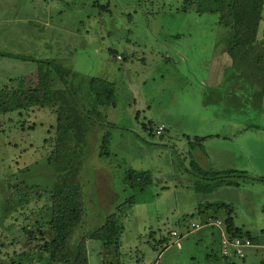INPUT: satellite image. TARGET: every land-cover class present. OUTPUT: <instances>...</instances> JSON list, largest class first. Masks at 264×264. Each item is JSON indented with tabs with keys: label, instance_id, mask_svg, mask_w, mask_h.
<instances>
[{
	"label": "rangeland",
	"instance_id": "1",
	"mask_svg": "<svg viewBox=\"0 0 264 264\" xmlns=\"http://www.w3.org/2000/svg\"><path fill=\"white\" fill-rule=\"evenodd\" d=\"M184 1L0 0V86L11 85V77L35 83L36 62L9 53L53 60L74 73L65 77L66 84L54 76L52 103L0 114V264H15L10 259L27 244L24 231L38 241L35 229L50 216L48 194L58 180L72 181L80 189L81 222L66 243L71 256L78 240L109 214L123 217L125 212L116 253H105L100 240L86 239L88 264H225L215 225L206 227V240L193 232L178 239L171 234L173 228L183 231L174 218L190 214L188 205L204 201L194 195L184 166L189 151L201 148L196 138L204 133L213 134L206 148L220 145L250 155L240 162L246 179L236 192L227 189L233 199L226 203L235 224L251 232L252 254L231 257L229 264L264 261V180L259 179L264 176V95L258 92L264 6L255 42L234 55L227 50L231 30L218 23V13L182 11ZM225 64L223 79L229 80L225 88L231 92L201 95L199 91L208 89L202 81ZM242 65L247 67L244 81L236 75ZM97 78L113 85L109 98L114 105L89 96V85ZM60 93L79 118L74 129L61 134L68 148L57 162ZM133 100L143 107L139 113ZM161 119L163 137L155 134ZM192 127L198 129L196 138ZM105 134L107 144L101 142ZM231 169L227 172L235 173ZM128 170L147 171L151 184H140L141 190L130 186L124 180ZM205 172L210 170L201 167L198 178L212 181H199L198 188L218 189L220 177ZM163 180L169 189L157 196ZM35 191L39 195L26 201ZM220 192L214 199L225 194ZM129 199L135 202L129 205ZM223 216L224 211L218 213ZM20 233L24 237H16Z\"/></svg>",
	"mask_w": 264,
	"mask_h": 264
},
{
	"label": "trees",
	"instance_id": "2",
	"mask_svg": "<svg viewBox=\"0 0 264 264\" xmlns=\"http://www.w3.org/2000/svg\"><path fill=\"white\" fill-rule=\"evenodd\" d=\"M263 6L264 0H187L181 5L180 10L186 11L188 9H193L197 13H218V23L229 27L231 30L227 42V50L228 52L233 51L234 55H237L240 53L241 47L255 42L258 24L262 19ZM7 56L17 57L22 60H32L36 62L37 70L34 72V77H36V79L33 84L26 83L23 77H15L13 79L11 77L9 80L11 85L7 83L0 86V114L3 115V117L5 113L15 110L44 106L47 103H52L55 98L54 89L51 87V81L54 80V76H58V78L66 84L65 77H71L72 74H74L70 70L62 68L53 60L35 59L30 56L28 57L16 53H9ZM261 75L262 86L261 90L258 92L263 96L264 62ZM93 81L97 83L95 85H89L91 91L89 96L91 99L93 98L98 102H109L114 105L113 100L111 101L109 98L110 93L114 91L111 82L109 83L110 85H108V81H102L101 78H97V80L93 79ZM12 83H15V85ZM103 98H105V100ZM58 99L63 103V106H59V108L56 109V129L60 135L56 142V155L57 162H60L62 160V153L68 148L66 138L64 139L61 134H67L71 129L75 128L73 124L76 123L79 114L75 113L76 108L65 99L63 93L58 94ZM108 139V135L105 134L101 142L104 144L106 142L107 144ZM235 173L232 171H225L222 174H215L213 177H220L221 180H217L218 182L234 183L235 185L241 184L243 180L246 179V174L243 172ZM124 175V180L129 181L131 183L130 186L134 188L138 186L140 190L143 188L140 184L150 183L149 173L147 171L128 170L125 171ZM233 176L237 178L234 179L232 178ZM259 179L264 180V176ZM34 193L35 195H39V191L31 192L26 195V201ZM11 194L12 197L18 196L16 192H11ZM48 195L50 200V216L47 221L40 223L35 229L36 231L34 234L38 236V241H33V239H31L30 230L24 231L23 234L26 235L27 244L21 252L14 256V259H10V263L88 264L86 239L100 240L105 253H110L111 250L114 251V249H117L119 246V230L122 225V215L113 212L105 218L101 225L90 231L85 238L82 237L78 240L75 253L71 256L66 251V243L72 230L81 222L83 208L80 189L72 181L58 180L53 184ZM21 200L25 202V199ZM125 202H129L128 204L131 205L135 201L129 199L125 200ZM116 209L119 211L120 208ZM223 211L224 216L222 217V224L227 236L231 238H247L252 243L253 238L251 232L234 224L233 209L229 204L223 201L199 204L195 213L184 215L181 221L184 222V225L188 224L186 229H189L191 223L189 219L192 218L194 214L200 215L207 213L210 219L215 220L218 218V213ZM121 213L124 217L125 212ZM207 220L208 219L205 221ZM23 234L20 233L16 237L22 238L24 237ZM181 237L183 236L181 235ZM223 258L226 263L232 260L230 256H225ZM260 264H264V261Z\"/></svg>",
	"mask_w": 264,
	"mask_h": 264
},
{
	"label": "crops",
	"instance_id": "3",
	"mask_svg": "<svg viewBox=\"0 0 264 264\" xmlns=\"http://www.w3.org/2000/svg\"><path fill=\"white\" fill-rule=\"evenodd\" d=\"M122 57H124L123 54H122ZM227 63L230 65V62H227ZM222 64H223V62H222ZM228 64H225V66H222V67H218V71L217 72L212 73V75L211 74L209 75V78L207 79V82L202 81L201 84L202 85H206V87H208V89L204 90V92L203 91H199L201 95L204 94V95H208L209 96L210 94H215V95H218V96H225V95H227L228 92H231L230 89L227 90L225 88V86L229 85V83H228L229 80H224L223 79V74H224L223 71H224L225 67L228 66ZM238 70H239V72H237L236 75H238L240 73L238 76H240L241 81H244L246 79V76H247L246 67L244 65H242L241 67L238 68ZM132 99H134V98L132 97ZM207 101H209V99ZM133 103H134L135 112L139 113L140 109L143 110L142 106H137L135 104V100H133ZM164 121H165L164 119L163 120L161 119V121H158V124H157V125H163V131L159 135V136H162V137H163L164 133L166 132V126H165ZM111 125H113V124H111ZM192 128H193L192 129V133H194L196 135V133H198V129H194L195 127H192ZM181 131H184V130H181ZM186 133L187 132L184 131L183 135H185ZM232 135H235V133L233 132ZM212 136H213V134H210V133L200 134L199 138H196L197 135L194 136L197 140H199L198 141L199 142L198 145L201 148H199V150H192L191 149V151H189V153H188V159L189 160L186 159V163L184 162L185 160L182 161L183 163H185L184 164L185 172L190 177L189 178L190 180H188V181L191 183L190 186H191V189H193L194 195L196 196V198H198V196L204 197V201L203 202H195L194 205H191V206L188 205L187 210L190 213H195V211L197 210V206L199 204H202L204 202L206 203L208 201H210V202L223 201V202H230L231 203V200L233 198H232L231 195H229L227 193V189L228 190L231 189L232 190L231 192H236V189L239 190L240 189V185H241V184L235 185L234 183H224L223 182V183H219L220 186L218 187V189L217 188L216 189L213 188L214 190L213 189L212 190H204V191L200 190L198 188L199 181H206V182L212 181V179L206 178V177L198 178V177H200L199 176L200 175L199 172L201 171V167L204 170L206 168L209 169L210 172H205V173H211V175H213V176L215 174H219V173L222 174V173H224L225 171H227L228 169H231V168L235 169L234 172H243L244 170H240V169H244L243 166L240 164V162L242 160L247 159L250 156V155H241L239 150H237L235 148L226 149L225 147L220 146V145H218L219 148H213V147H210V149L208 147L206 148L205 146L207 144L206 143L207 139L211 138ZM187 138H189V137H187ZM190 143H194V141H190ZM187 152H188V148H187ZM231 186H233V187H231ZM168 189H169V186L166 184V181L163 180V182L160 185V187H158V189L156 190L157 196L160 195V193H162V192H166ZM221 189L225 190V194L222 195V196L217 197L216 199H214L216 194H221V192H220ZM233 189H235V190H233ZM194 215H197V216H194ZM194 215L192 216V218L189 219V222H203L206 219H210L208 217L207 213L200 214V215L199 214H194ZM183 216H180V217H178L176 219L174 218V220H173L175 225H177V227L179 228V230H181V229L184 230L188 226V224L184 225L183 224L184 222L181 221L183 219ZM164 219H168V217L165 216ZM217 219L222 221V218H217ZM212 220H214V219H212ZM234 221H235V217L233 215V222ZM234 224H235V222H234ZM209 226L211 228V225H206V226H203L201 228L195 229L197 231L190 230V232H193V233H195L198 236H202V238H203L204 236L202 234H205L206 230H207V232L210 233L209 229L206 228V227H209ZM241 228L242 229H246L244 227H241ZM199 229H202V230H199ZM173 230H175V228H173ZM204 238H205V240L208 239L207 235ZM252 246H253V244H252ZM252 246L249 247L246 250V253H245L244 257L243 258H239V259H244L246 257V255H247V253L250 251V248H252ZM219 251H220V245H219ZM249 254H252V251L249 252ZM88 263H89V253H88ZM224 263L225 264H229L230 262L226 263L225 259H224Z\"/></svg>",
	"mask_w": 264,
	"mask_h": 264
},
{
	"label": "built area",
	"instance_id": "4",
	"mask_svg": "<svg viewBox=\"0 0 264 264\" xmlns=\"http://www.w3.org/2000/svg\"><path fill=\"white\" fill-rule=\"evenodd\" d=\"M117 59H120V55H116ZM163 131V125H157L155 128V134L160 135ZM206 225H215L218 227L220 232V254L225 256H231L236 258H243L246 250L252 246V243L247 238H240V237H229L224 231V227L222 221L219 219L212 220L208 219L207 221L203 222H191L189 225V229H184L183 232H179L176 230H172L171 234L175 236L176 239L179 237L185 236L190 232V230H195L201 228ZM183 233V234H181Z\"/></svg>",
	"mask_w": 264,
	"mask_h": 264
}]
</instances>
